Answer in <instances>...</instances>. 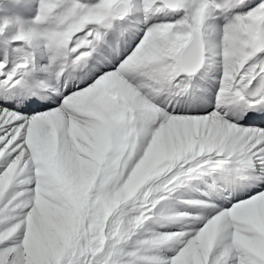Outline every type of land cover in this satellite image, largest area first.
I'll return each mask as SVG.
<instances>
[{"label":"snow or ice","instance_id":"6c2138e0","mask_svg":"<svg viewBox=\"0 0 264 264\" xmlns=\"http://www.w3.org/2000/svg\"><path fill=\"white\" fill-rule=\"evenodd\" d=\"M0 24V264H264V0H35Z\"/></svg>","mask_w":264,"mask_h":264},{"label":"bare ground","instance_id":"6f19581e","mask_svg":"<svg viewBox=\"0 0 264 264\" xmlns=\"http://www.w3.org/2000/svg\"><path fill=\"white\" fill-rule=\"evenodd\" d=\"M15 21H16V19H12L10 22L12 23V25H13V29L15 30ZM9 32V31H8ZM11 33V32H10Z\"/></svg>","mask_w":264,"mask_h":264}]
</instances>
